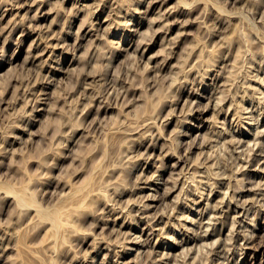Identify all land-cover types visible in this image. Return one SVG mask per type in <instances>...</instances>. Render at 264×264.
Listing matches in <instances>:
<instances>
[{"label": "rangeland", "instance_id": "374dc122", "mask_svg": "<svg viewBox=\"0 0 264 264\" xmlns=\"http://www.w3.org/2000/svg\"><path fill=\"white\" fill-rule=\"evenodd\" d=\"M0 264H264V0H0Z\"/></svg>", "mask_w": 264, "mask_h": 264}, {"label": "bare ground", "instance_id": "6f19581e", "mask_svg": "<svg viewBox=\"0 0 264 264\" xmlns=\"http://www.w3.org/2000/svg\"><path fill=\"white\" fill-rule=\"evenodd\" d=\"M235 143V142H234ZM237 144H238V142H236ZM234 145V144H233ZM233 196V195H232ZM230 198H231V195H230ZM233 199H235L234 197H233ZM233 199H230L231 201L233 200ZM229 200V201H230ZM236 207V206H235ZM234 207V208H235ZM230 209H232V208H230ZM233 210V209H232ZM248 211V210H247ZM42 216L44 217V218H47V219H50L51 220V222L55 225V226H59L60 225V222H59V218H58V211H53V212H44V213H42ZM214 231V230H213ZM210 235V234H209ZM194 240V239H193Z\"/></svg>", "mask_w": 264, "mask_h": 264}]
</instances>
